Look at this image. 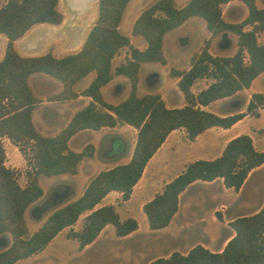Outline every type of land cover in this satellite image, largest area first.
Returning a JSON list of instances; mask_svg holds the SVG:
<instances>
[{"label": "trees", "instance_id": "obj_1", "mask_svg": "<svg viewBox=\"0 0 264 264\" xmlns=\"http://www.w3.org/2000/svg\"><path fill=\"white\" fill-rule=\"evenodd\" d=\"M59 1L7 0L0 6V34L7 38L0 60V264H15L39 253L67 227L71 228L69 237L76 239L81 249L95 241L109 224L114 226L118 237L131 234L139 227L136 218L121 219L112 204L96 205L111 191L120 192L121 201L128 200L148 161L170 132L183 128L187 138L194 140L211 127L230 128L247 115L258 117L259 109L264 108V92L252 93L242 112L223 116L205 108L249 88L264 72V42L257 39V32L264 30V8H259L256 0H241L248 15L237 23L223 18L222 5L231 0H189L182 7L175 0H156L133 24L132 34L142 36L147 42L143 50L133 46L130 36L119 28L130 0H99L96 21L78 51L61 57L50 51L38 56L21 55L15 41L34 25L62 23L64 15ZM196 16L206 22L210 38L192 55L188 69L171 70L178 77L177 85L185 105L168 108L159 94L140 96L137 86L142 64L165 63V35ZM248 25L252 28L245 30ZM229 33L237 36L235 53L213 55L209 51L211 40L222 36L224 43H228ZM124 47L129 48L130 56L113 70L112 59ZM90 72L96 73L92 82L80 93L75 92L73 85ZM33 73L47 74L62 83V90L51 95L50 100H70L79 94L92 98L56 135L42 134L33 122V110L41 102L29 84ZM114 75H125L130 81L129 95L118 104L105 101L101 93V87ZM201 78H210L212 82L195 94L191 87ZM119 124L137 129L130 160L97 173L78 198L55 208L29 234L25 214L44 195L40 178L76 174L81 160L93 156L92 144L74 151L68 145L70 138L84 129L99 130ZM4 137L29 162L25 186L19 184L15 170L6 166ZM263 164L264 152L256 148L249 134L231 138L218 157L188 163L161 192L144 203L142 210L149 228L160 230L169 225L178 211L180 194L195 181L222 179L225 187L239 191L250 172ZM56 188H62L54 192L59 198L75 193L71 183H58ZM84 213L81 229H72ZM216 216L220 219L221 212L216 211ZM229 226L234 234L220 252L196 244L185 254L173 251L149 264H264V204L253 214L235 217Z\"/></svg>", "mask_w": 264, "mask_h": 264}, {"label": "crops", "instance_id": "obj_2", "mask_svg": "<svg viewBox=\"0 0 264 264\" xmlns=\"http://www.w3.org/2000/svg\"><path fill=\"white\" fill-rule=\"evenodd\" d=\"M188 1L189 0H181L180 4H178L177 6L182 7ZM151 4L147 6H141V8H139L137 12H135L133 16L130 32H126V33L122 32L123 34L130 36L132 45L141 50L147 47V42L142 36L133 35L132 28L134 22L140 16L141 12ZM256 4L259 8H264V0H256ZM222 10H223L222 11L223 18L226 21L232 23L240 22L243 19H245L246 16L248 15V9L241 0H231L228 3L223 4ZM122 27L123 24L121 22L119 26L120 30L122 29ZM251 28L252 26L248 25L246 26L245 30H249ZM199 32H201V34L198 36ZM30 34L31 33H28L27 31L24 34V36H22L21 38L15 41V47L21 55L28 56L26 50L29 48V46L26 45L25 40H27V38L31 36ZM259 34L264 35V30L257 32L258 42H259ZM209 38H210V33L207 29L206 22L202 18L197 16L187 19L179 27L169 31L165 35L163 41V51L166 62L161 64L168 65L170 68L172 87L168 91L161 93L140 92L139 86L141 84H146L148 89H153L156 88L160 83V74L156 71L154 67L148 65V63L151 62H146L143 63L140 68L139 81L137 86L138 94L140 96L148 93L159 94L168 108H179L184 106L185 99L183 93L180 91L177 85L178 77L172 75L171 70L188 69L190 67V58L192 57V55L200 51L205 41L208 40ZM228 38H229V42L224 43L225 45L221 44L224 42L222 36L213 38L209 46V51L213 55H221V56L233 55L237 50V36L232 33H229ZM263 42H259V43H263ZM218 45L220 47H224L225 49L229 48L230 51L228 50L229 52H222V51L219 52L217 50V52H215L214 49ZM18 46L20 47V50ZM53 54L55 56H58L54 52ZM129 56H130L129 48L128 47L121 48L119 52L115 55V57L112 59V69L114 70L116 66L124 62L126 58ZM261 74H264V72ZM95 76H96L95 72H90L89 74H87L82 79L78 80L73 85V90L77 93H80L89 86V84L92 82ZM206 79H210V78H201L196 80L191 87L192 92L197 94L200 90L206 88L208 86V84H206L205 82ZM197 84H202L203 86H201L199 89L196 90L195 86ZM62 88L63 85L59 80L47 74L38 73L37 75H35V95L41 99V102L38 105H36L35 109L33 110V122L35 124V127L44 135L53 136L59 133L70 122L74 114L78 110L86 106L92 100L90 96L81 95V94H79L77 98L65 100V101L49 99L51 95L60 92ZM129 92H130V81L125 75H114L113 78L106 85L101 87V93L103 95L104 100L112 104H118L119 102L123 101L129 95ZM241 92H243V89L239 90L232 96L216 100L211 104H209L208 106H206L205 108L223 116L227 114H232L235 111L227 112V113L226 112L219 113L216 110H214L213 107L216 104H218V102L227 100L223 102H229V101L232 102L235 109L238 103L234 102L235 100L234 98L238 96ZM252 93L254 92L251 91V93L248 94L249 97L246 101L247 103ZM260 111L262 110L259 109V112ZM245 117L237 121L230 128L211 127L205 130L203 133L199 134L194 140H189L187 138L186 131L183 128L175 129L172 132H170L166 137L165 141L161 144V146L157 149V151L148 161L141 178L133 188L131 197L128 200L123 201V203H125L126 205L130 204L133 201L135 195L138 193L140 195L138 203L142 209L144 203L152 199L155 194L161 192L164 185L167 182L172 180L175 176H177L184 170L186 164L197 159H213L218 157L222 153V150L226 145V143L231 138L239 134H242L240 133L241 129L235 128V126L239 124V122L243 121ZM124 126H130L128 128H130L131 130V139H133V145L131 147H129V142H130L129 139L123 133L120 132V129L123 128ZM215 128H219L220 130H222L220 133L221 134L220 137L212 133V130H215ZM209 133H211L214 136V142L215 141L223 142V147H221L219 153L216 156H212V157L203 156L198 151V148H200L199 147L200 144L204 140L203 138L207 136ZM136 137H137V129L128 124H122V125L119 124L114 127H102L99 130L84 129L77 132L75 135H73L70 138L68 142L69 148H71L74 151H81L87 144H92L94 146L93 156L83 158V160H81V162L79 163L78 172L73 175L69 174L70 178L68 179L61 178L60 175H56L54 176L56 177L55 180H60L61 178V180H67L71 182V184L75 188V192H77V194L73 199L78 198L83 193L85 187L88 185L91 178L94 177L97 173H99L102 170L109 169L117 164L126 163L130 160L134 150ZM220 138H222L223 140H220ZM183 147L187 148V151H186V157L183 159L182 167L180 171L174 174L173 176H165L164 174L166 172V166L168 165L169 155H171L173 151L176 152L180 148L182 149ZM259 150L264 152V150L262 149ZM258 168L263 169L264 164L253 169L250 172L249 176L247 177L242 187L239 189V191H236V195H237L236 200L232 201V204L230 205L226 203L217 204L218 205L217 208H220L221 210H226L228 208H230L231 210L234 208L236 209L235 210L236 212L234 213L235 216L231 218H227L224 212L223 214L221 213V218L220 219L218 218L219 220H221L220 222L223 224V228L226 231L223 234L222 238L220 239L219 244L215 246L213 245L211 236L205 231L206 228L204 227L205 229L203 228L204 229L203 233L205 234V236L201 238L202 239L201 242L200 243L197 242L191 245L188 249L187 248H185L184 250L178 249L179 252L185 254L196 244H201L213 252H220L224 248L227 241L234 234L233 229L228 225V223L235 217L249 215L257 212L264 204V191L263 194L258 198L259 199L258 201L257 199H255L256 202H254V198L252 199L244 196L245 187L248 184L249 179L251 178L253 173H255V170L257 171ZM81 173L82 176L85 177V183L82 185L78 181L79 179H77L78 176L81 175ZM44 178H49V177L40 178L41 186L43 185ZM200 182L203 181H195L180 194L178 211L173 216L169 225L163 228L162 230H168L174 225L176 228V234H177L176 236H179V234L182 233L184 230H189L187 224L189 223L192 224L195 222L201 224L204 221L203 216L200 213L194 212L196 206L194 205V201H192L193 197L191 194L192 189L196 185L201 184ZM213 182L214 183L219 182L220 188L224 191L225 188H227L224 186L222 179H216L209 183H213ZM149 191L150 193L147 194ZM119 198H121L120 192L111 191L102 199L100 203L96 205V207H100L106 204H112L115 206V200H118ZM182 199H184V202L182 201ZM217 208H214V212L218 210ZM130 217H133V215H130ZM107 226L103 228V230L100 232L99 236L95 239V241H93L91 244H88L87 246L84 247L85 249L84 248L83 249L87 250V248H89L94 243H96V241L107 229ZM63 230L58 234H61ZM137 231L138 229L132 232L131 234ZM131 234L124 236L123 238H126ZM166 236H168L169 238L170 237L175 238V236L169 233L168 231L166 233Z\"/></svg>", "mask_w": 264, "mask_h": 264}, {"label": "rangeland", "instance_id": "obj_3", "mask_svg": "<svg viewBox=\"0 0 264 264\" xmlns=\"http://www.w3.org/2000/svg\"><path fill=\"white\" fill-rule=\"evenodd\" d=\"M6 1L7 0H0V6L5 4ZM98 1L99 0L94 1L88 11L71 18L72 12L69 9L66 0H60L59 9L64 15L62 23L58 25L47 23L36 24L29 29L28 33H31V36L25 40L26 45L29 46L26 50L28 56H38L50 51L61 57L78 51L90 28L96 21L98 14ZM154 1L156 0H130L121 21L123 24L121 32H130L135 12H137L141 6H147ZM180 2L181 0H175L176 5L180 4ZM200 34L201 32L198 33V36ZM0 40L2 41V51L0 53L1 60L4 56L7 39L4 35L0 34ZM263 41L264 35L259 34V42ZM221 44H224V42ZM18 48L20 50L19 46ZM214 50L215 52H217V50L219 52L230 51L229 48L225 49L219 45L215 47ZM148 65L154 67L160 74V83L153 89H148L146 84H141L139 86L140 92L161 93L168 91L172 87L169 66L157 62H151L148 63ZM37 74L38 73H33L29 76V84L34 92L35 75ZM205 82L209 85L212 82V79H206ZM201 86L203 85L197 84L195 89L197 90ZM251 91L264 92V74L257 76L253 80L250 88L243 89V92L234 98V102L238 103V106L235 107V109L232 102H223L227 100L218 102L213 108L219 113L245 111L247 105L246 101L249 97L248 94H250ZM261 110L262 111L259 112L258 117L248 115L243 121L239 122L235 128H240V133L250 134L256 148L264 150V108H261ZM128 127L130 126H124L120 129V132L129 139V147H131L133 145V139H131V130ZM221 131L222 130L219 128H215V130H212V133L220 137ZM203 139V142L199 146L200 148H198V151L203 156H216L221 147H223V142H214V136L211 133ZM220 140L223 139L220 138ZM2 143L6 154V166L15 170L19 184L25 186L27 183L26 172L30 169L29 162L16 145L7 139V137L2 139ZM186 151L187 148L183 147L176 152L173 151L171 155H169L168 165L166 166V172L164 174L165 176H173L180 171L183 159L186 157ZM60 176L61 178H70L69 174H63ZM55 178L56 177L54 176L44 178L42 185L44 195L39 200L32 203L26 211L25 217L29 234L42 225L48 215L55 208L73 199L77 194V192H75L68 198L56 197L54 192L62 189L56 188V185L62 182H71L61 180V178L60 180H55ZM77 179H79L78 181L81 185L85 183V177L82 176V173ZM200 183L201 184L196 185L192 189L191 194L193 197L192 201H194V205L196 206L194 212L200 213L203 216L204 221L201 223L202 225L196 222L187 224L189 230H184L179 236H176V228L174 225L168 230H151L149 228L147 217L138 203L140 195L137 193L133 201L127 205L123 203V201H120L121 198L115 200V208L119 212L121 219L130 217V215H133V217L137 219L139 224L137 232L126 238L118 237L115 233L114 226L109 224L96 243L87 248V250H84L85 248L81 249L79 247V242L76 239L69 237L68 234L71 228L67 227L42 251L28 258L20 259L15 264H147L154 258L169 256L173 251H178V249L184 250L185 248L188 249L191 245L197 242L200 243L202 240L201 238L205 236L203 233L205 228V231L211 236L213 245H218L226 231L223 228V224L220 222L221 220L215 215L216 211H220L222 214L225 212L226 217L231 218L235 216L234 213L236 212V209L234 208L231 210L228 208L226 210H221L220 208H217V204H232V201L236 200V191L233 188H225V191L222 190L219 182ZM263 191L264 168H258L249 179L244 190V196L247 198H254V202H256L255 199L258 201V198L263 194ZM149 193L150 191L147 194ZM182 201L184 202V199H182ZM35 206L43 207V215L39 219L35 218L32 214V209ZM214 208H217L218 210L214 212ZM84 217L85 213L80 216L72 229H81ZM167 231L173 234L175 238H169L166 236Z\"/></svg>", "mask_w": 264, "mask_h": 264}, {"label": "bare ground", "instance_id": "obj_4", "mask_svg": "<svg viewBox=\"0 0 264 264\" xmlns=\"http://www.w3.org/2000/svg\"><path fill=\"white\" fill-rule=\"evenodd\" d=\"M70 9L75 12V14H80L86 12L91 7V4L96 0H67Z\"/></svg>", "mask_w": 264, "mask_h": 264}, {"label": "water", "instance_id": "obj_5", "mask_svg": "<svg viewBox=\"0 0 264 264\" xmlns=\"http://www.w3.org/2000/svg\"><path fill=\"white\" fill-rule=\"evenodd\" d=\"M66 2H67V5H68V1L67 0H66ZM68 7H69V5H68ZM69 9H70V7H69ZM71 12H72L71 13V18H73L75 15H79V14H75V12H73L72 10H71ZM1 51H2V41L0 40V53H1ZM32 214L37 219L41 218L42 215H43V207H41V206H35L32 209Z\"/></svg>", "mask_w": 264, "mask_h": 264}]
</instances>
